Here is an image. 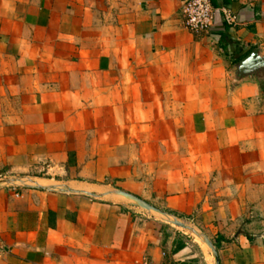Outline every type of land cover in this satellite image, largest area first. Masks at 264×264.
<instances>
[{
	"label": "crops",
	"instance_id": "0c3cea01",
	"mask_svg": "<svg viewBox=\"0 0 264 264\" xmlns=\"http://www.w3.org/2000/svg\"><path fill=\"white\" fill-rule=\"evenodd\" d=\"M181 1L0 0V264H264V0Z\"/></svg>",
	"mask_w": 264,
	"mask_h": 264
},
{
	"label": "built area",
	"instance_id": "2783aa9c",
	"mask_svg": "<svg viewBox=\"0 0 264 264\" xmlns=\"http://www.w3.org/2000/svg\"><path fill=\"white\" fill-rule=\"evenodd\" d=\"M218 12L224 25L232 26L235 17L227 8L214 9L210 0H182L181 13L183 17V28L191 34L198 35L206 33L211 28L215 13ZM141 264H154L143 259Z\"/></svg>",
	"mask_w": 264,
	"mask_h": 264
},
{
	"label": "water",
	"instance_id": "95a60500",
	"mask_svg": "<svg viewBox=\"0 0 264 264\" xmlns=\"http://www.w3.org/2000/svg\"><path fill=\"white\" fill-rule=\"evenodd\" d=\"M264 67V62L262 59H260L257 54L256 51H252L250 52L246 57H244L241 61L238 62V64L236 65L235 69L238 73H244V72H254L256 71L258 68H262ZM114 195H119L122 196L130 201H132L134 203L135 206L140 207L144 210L147 211H154V212H158L160 214H163L159 211H157L156 209L152 208L151 206L147 205L146 203L142 202L141 200L127 194L121 191H112L111 192ZM172 225L181 228L182 230L188 231L189 233L193 234L194 236H196L197 238H199L201 240L202 243L205 244V246L209 249L211 256L213 258V264H218V258H217V254L216 251L214 249V247L212 246L211 242L209 240H207L202 234L197 233L193 228L187 226L185 223L178 221L175 218H172V221L170 222Z\"/></svg>",
	"mask_w": 264,
	"mask_h": 264
},
{
	"label": "rangeland",
	"instance_id": "374dc122",
	"mask_svg": "<svg viewBox=\"0 0 264 264\" xmlns=\"http://www.w3.org/2000/svg\"><path fill=\"white\" fill-rule=\"evenodd\" d=\"M111 189H115V188L112 187ZM257 195L259 196V199H255L252 204L250 203L248 205L250 209L248 213L246 212L245 215L241 219H242L243 225L249 231L250 234L261 237L264 234V193H262L261 191H258ZM177 219L180 220L181 222H184L188 226L196 229V227L193 225L190 219H183V218H177ZM178 231H182V230H178ZM183 233H185V235L190 237L191 240H194L196 243H198V245L201 248L203 246L206 247L203 243H201L194 236H191L189 232H183Z\"/></svg>",
	"mask_w": 264,
	"mask_h": 264
},
{
	"label": "bare ground",
	"instance_id": "6f19581e",
	"mask_svg": "<svg viewBox=\"0 0 264 264\" xmlns=\"http://www.w3.org/2000/svg\"><path fill=\"white\" fill-rule=\"evenodd\" d=\"M196 238V237H195ZM197 239V238H196Z\"/></svg>",
	"mask_w": 264,
	"mask_h": 264
}]
</instances>
